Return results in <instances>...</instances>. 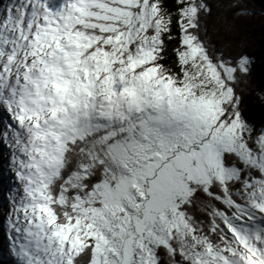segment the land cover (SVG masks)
<instances>
[{"label": "snow or ice", "instance_id": "snow-or-ice-1", "mask_svg": "<svg viewBox=\"0 0 264 264\" xmlns=\"http://www.w3.org/2000/svg\"><path fill=\"white\" fill-rule=\"evenodd\" d=\"M258 62L264 0H0L15 264H264Z\"/></svg>", "mask_w": 264, "mask_h": 264}, {"label": "trees", "instance_id": "trees-1", "mask_svg": "<svg viewBox=\"0 0 264 264\" xmlns=\"http://www.w3.org/2000/svg\"><path fill=\"white\" fill-rule=\"evenodd\" d=\"M259 55V53H257ZM255 82L257 85L264 82V65L257 63L256 72L254 73ZM0 148V155H1ZM1 162V160H0ZM2 166L0 164V264H15L14 258L10 256L8 246L6 244V230L3 224V209L6 208L5 200L2 193L5 190L4 178L1 172Z\"/></svg>", "mask_w": 264, "mask_h": 264}, {"label": "rangeland", "instance_id": "rangeland-1", "mask_svg": "<svg viewBox=\"0 0 264 264\" xmlns=\"http://www.w3.org/2000/svg\"><path fill=\"white\" fill-rule=\"evenodd\" d=\"M1 148V150H2V152H1V155H0V160H1V162H0V164H1V166H2V169H1V172L3 173L5 170H6V165H7V158L3 155V149H2V147H0ZM10 175V174H9ZM3 178H4V186H5V189H6V187H7V184H8V179H6L4 176H3ZM4 204H6V201H5V203ZM3 224H4V220H3ZM6 244H7V246H8V240H7V236H6Z\"/></svg>", "mask_w": 264, "mask_h": 264}]
</instances>
